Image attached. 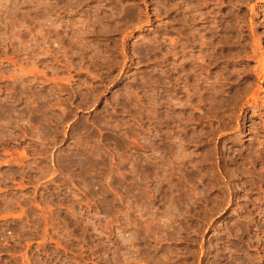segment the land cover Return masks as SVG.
<instances>
[{
	"label": "rangeland",
	"instance_id": "obj_1",
	"mask_svg": "<svg viewBox=\"0 0 264 264\" xmlns=\"http://www.w3.org/2000/svg\"><path fill=\"white\" fill-rule=\"evenodd\" d=\"M0 264H264V0H0Z\"/></svg>",
	"mask_w": 264,
	"mask_h": 264
}]
</instances>
